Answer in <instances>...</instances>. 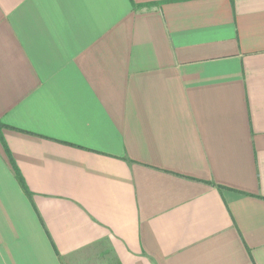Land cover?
<instances>
[{
  "label": "crops",
  "instance_id": "1",
  "mask_svg": "<svg viewBox=\"0 0 264 264\" xmlns=\"http://www.w3.org/2000/svg\"><path fill=\"white\" fill-rule=\"evenodd\" d=\"M0 121V264H264V0H0Z\"/></svg>",
  "mask_w": 264,
  "mask_h": 264
},
{
  "label": "trees",
  "instance_id": "2",
  "mask_svg": "<svg viewBox=\"0 0 264 264\" xmlns=\"http://www.w3.org/2000/svg\"><path fill=\"white\" fill-rule=\"evenodd\" d=\"M1 127H9V128L15 129V127H11V126H9V125H7V124H4V123H2V122L0 121V128H1ZM25 188H26V187H25ZM219 188H222V186H219ZM26 192H27V194H28L29 196H31L30 192H28L27 189H26Z\"/></svg>",
  "mask_w": 264,
  "mask_h": 264
}]
</instances>
